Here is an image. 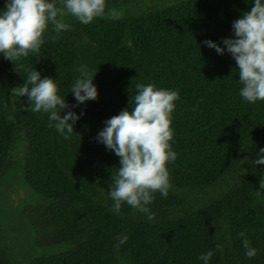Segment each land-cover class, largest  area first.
<instances>
[{
  "label": "trees",
  "instance_id": "trees-1",
  "mask_svg": "<svg viewBox=\"0 0 264 264\" xmlns=\"http://www.w3.org/2000/svg\"><path fill=\"white\" fill-rule=\"evenodd\" d=\"M132 1L0 0L27 264H264V0Z\"/></svg>",
  "mask_w": 264,
  "mask_h": 264
},
{
  "label": "rangeland",
  "instance_id": "rangeland-1",
  "mask_svg": "<svg viewBox=\"0 0 264 264\" xmlns=\"http://www.w3.org/2000/svg\"><path fill=\"white\" fill-rule=\"evenodd\" d=\"M170 1L172 0H133L108 12L121 16ZM26 141L25 139L15 143L10 155V163L0 175V240L9 264H27L30 257L53 253L64 248L62 245L38 246L35 243L33 228L28 219L22 215V209L46 203V199L24 181Z\"/></svg>",
  "mask_w": 264,
  "mask_h": 264
}]
</instances>
